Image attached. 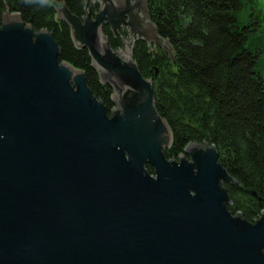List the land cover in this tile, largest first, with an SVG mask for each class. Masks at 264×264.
Returning <instances> with one entry per match:
<instances>
[{
    "label": "water",
    "instance_id": "water-1",
    "mask_svg": "<svg viewBox=\"0 0 264 264\" xmlns=\"http://www.w3.org/2000/svg\"><path fill=\"white\" fill-rule=\"evenodd\" d=\"M84 10L57 17L112 89L110 113L51 32L2 16L0 264H264V210L253 221L229 210L224 184L238 183L215 146L165 156L171 132L132 53L142 40L173 57L148 0ZM104 25L124 34L120 48Z\"/></svg>",
    "mask_w": 264,
    "mask_h": 264
},
{
    "label": "trees",
    "instance_id": "trees-1",
    "mask_svg": "<svg viewBox=\"0 0 264 264\" xmlns=\"http://www.w3.org/2000/svg\"><path fill=\"white\" fill-rule=\"evenodd\" d=\"M260 0H148L151 22L168 40L173 57L160 46L142 40L133 44L139 71L151 80L155 106L167 122L172 140L164 150L178 159L189 143L215 146L219 163L238 184L225 183L229 210L253 221L264 210V74L258 70L263 48L249 46L263 17ZM86 0H0L3 14L17 12L34 30L53 34L60 60L85 73L93 95L110 113L112 89L99 80L86 48H77L68 25L57 17L65 5L85 14ZM251 4L246 23L239 14ZM92 12L97 5L90 4ZM104 34L113 49L124 34ZM149 172L153 169L148 166ZM252 192L255 195H252Z\"/></svg>",
    "mask_w": 264,
    "mask_h": 264
},
{
    "label": "rangeland",
    "instance_id": "rangeland-1",
    "mask_svg": "<svg viewBox=\"0 0 264 264\" xmlns=\"http://www.w3.org/2000/svg\"><path fill=\"white\" fill-rule=\"evenodd\" d=\"M260 5H257L258 8L261 9V12L263 13V17L260 20L259 24V30H257L249 40V46L251 47H257V48H263L264 47V0L259 1ZM251 10V4H248L245 6L243 11L239 14L238 18L241 23H246L248 19H250ZM124 37V36H123ZM258 70L261 71L264 74V53L261 54V58L258 63ZM115 108V105H113L112 109Z\"/></svg>",
    "mask_w": 264,
    "mask_h": 264
}]
</instances>
